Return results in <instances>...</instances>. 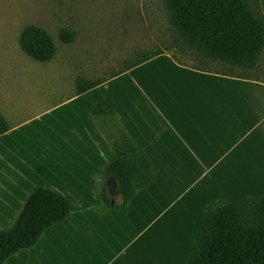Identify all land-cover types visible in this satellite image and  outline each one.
I'll list each match as a JSON object with an SVG mask.
<instances>
[{"label":"rangeland","instance_id":"1","mask_svg":"<svg viewBox=\"0 0 264 264\" xmlns=\"http://www.w3.org/2000/svg\"><path fill=\"white\" fill-rule=\"evenodd\" d=\"M249 3L264 23V0ZM30 24L53 38L52 60L39 62L21 50L19 34ZM63 28L75 32L72 43L60 40ZM154 49L161 57L130 67ZM81 77L100 82L133 138L167 128L168 141L194 149L203 143L217 164L202 175L193 152L182 162L172 152L149 150L158 162L157 180L126 214L99 212L95 176L112 152L79 104ZM262 92L264 49L250 70L213 61L178 34L166 0H0V116L13 128L0 148L18 146L10 152L12 181L0 179V228L11 224L33 187L45 185L71 205L70 216L44 232L53 237L46 263L185 264L205 202L264 192V95L254 94ZM107 184L120 203L117 180L110 176ZM41 247L5 263L32 260ZM169 248L174 253L166 263L160 255Z\"/></svg>","mask_w":264,"mask_h":264},{"label":"trees","instance_id":"2","mask_svg":"<svg viewBox=\"0 0 264 264\" xmlns=\"http://www.w3.org/2000/svg\"><path fill=\"white\" fill-rule=\"evenodd\" d=\"M169 17L186 44L213 61L233 68L253 69L264 49V23L249 0H166ZM75 32L63 28L59 38L72 43ZM21 50L33 60L48 62L56 55L51 35L37 25L19 34ZM162 50L147 51L130 67L149 61ZM100 82L78 78L76 96L95 120L113 152L95 176L99 212L126 214L134 196L151 185L158 168L149 155L120 125L116 112L98 87ZM10 124L0 116V135ZM118 183L121 202L109 194L106 177ZM71 214L69 198L61 191L39 185L27 194L10 225L0 228V264L24 249L34 247L44 232ZM186 264H264V193L228 201L215 198L202 205L192 233Z\"/></svg>","mask_w":264,"mask_h":264},{"label":"crops","instance_id":"3","mask_svg":"<svg viewBox=\"0 0 264 264\" xmlns=\"http://www.w3.org/2000/svg\"><path fill=\"white\" fill-rule=\"evenodd\" d=\"M158 57H161V56H158ZM174 63H175L174 65H176V64L177 65H182V64L177 63V62H174ZM166 66L168 68H173V66L170 63H167ZM177 67H179V66H177ZM202 75H205V76H202V77H206V78L207 77H213L215 80H217V78H219V77L211 76V75L210 76H207L206 74H202ZM199 76H201V75H199ZM200 80L201 81L202 80H205V81L217 83L215 81L206 80V79H200ZM231 81L233 82V80H231ZM254 94H262V95H264V92H262V93H254ZM249 95H252V94H249ZM210 98H212V97L203 98L202 101L203 102H206ZM108 100H109V98H108ZM109 101L112 102L111 100H109ZM78 116H83V115H78ZM86 117H88V116H86ZM12 130H13V128H11L6 133L0 135V141H3L6 137H8L12 133ZM138 136H139V138H136L134 136V138H135L134 141L139 145V147H141L149 155V157L153 160V162L156 164V166H158L157 165L158 164L157 159L150 153L149 150H162V151L170 152V153L172 152L175 156H177V159L179 161H182V162L187 161V159L182 158L183 156H188L189 155L188 152H193V153H195V155L197 157V159H196V162L197 163L196 164H199L200 165V170H201L202 175L209 174V172L212 170V166H215L217 164L218 160H219L218 158H216V159H211L210 158L209 153H208V150H206V146H204L203 143H201L196 149H194L190 145H187V144H176V143H173L171 141H168L167 140V128H165V129H159V130H156L154 128H151V129L148 128V129H145L143 131V135L140 134ZM201 138H202V136H201ZM168 139L169 140H172V133L171 132L168 133ZM188 148H191V149H188ZM17 149H18L17 143H13V142H8L7 144H5L3 147L0 148V157H2V165H0V179L1 180H7V181H10V182L12 181V177H10V175L12 176V174L10 172V166H9V163H10V152H14L15 153ZM111 152H112V150H111ZM112 157H113V152H112V156L110 158H112ZM170 159H171V162H172V158H170ZM207 169H209L208 172H206ZM15 176H20V173L19 172H15L14 173V177ZM109 177L110 176L106 177V183H107V179ZM111 177H113V176H111ZM157 177L158 176L156 174L155 181L157 180ZM151 185H149L146 189H149ZM107 188H108V184H107ZM146 189H143L140 192H138L137 195L132 198L129 206H131L132 202L135 201L136 197L142 191H145ZM262 193H264V192H262ZM259 194H261V193H258V194H249L248 193V194H244V195H259ZM244 195H242V196H244ZM242 196H240L238 198H234V199H229V198H227L225 196L216 197V198H224V199H226L228 201L229 200H233L234 201V200H237V199L241 198ZM213 199H215V198H213ZM109 211H111V210H109ZM191 238H192V234H191ZM191 238H190V245H191ZM52 239H53V237L52 238H48L47 235L42 236L40 238V240L38 241L36 247L33 249V250H35L39 246H42L41 249H40L42 255L34 256L32 258V260L29 259V258L24 259L21 264H24V263H26V264H48V263H46L45 258L53 253L51 250L48 249V241H50ZM33 250H30L29 251L27 249H24V250H22V252L20 251L21 253H20L19 256H21L23 253L31 252ZM189 252H190V249H189ZM59 253L60 252H58V254L56 256L57 260L60 257L59 256ZM17 256L18 255L12 256V257H17ZM23 256H26V254H24ZM4 264H6V263H4ZM51 264H56V263H51Z\"/></svg>","mask_w":264,"mask_h":264},{"label":"bare ground","instance_id":"4","mask_svg":"<svg viewBox=\"0 0 264 264\" xmlns=\"http://www.w3.org/2000/svg\"><path fill=\"white\" fill-rule=\"evenodd\" d=\"M174 253V249L173 248H169L168 250H167V253L165 254V256L163 255V254H161L160 255V257L161 258H164V261L167 263L168 262V260H169V256L171 255V254H173Z\"/></svg>","mask_w":264,"mask_h":264}]
</instances>
